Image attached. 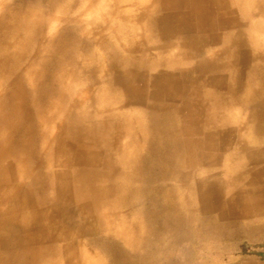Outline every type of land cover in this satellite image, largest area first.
Instances as JSON below:
<instances>
[{"label": "rangeland", "instance_id": "rangeland-1", "mask_svg": "<svg viewBox=\"0 0 264 264\" xmlns=\"http://www.w3.org/2000/svg\"><path fill=\"white\" fill-rule=\"evenodd\" d=\"M217 1L0 0V151L52 141L28 264H264V0Z\"/></svg>", "mask_w": 264, "mask_h": 264}, {"label": "bare ground", "instance_id": "bare-ground-1", "mask_svg": "<svg viewBox=\"0 0 264 264\" xmlns=\"http://www.w3.org/2000/svg\"><path fill=\"white\" fill-rule=\"evenodd\" d=\"M216 2L218 1L214 0L212 4L217 9L221 11H224V9L225 11L227 10L224 5H219ZM252 3L249 5L250 13H252L256 7L260 8V16L261 18H264V3L259 2V4L255 5ZM255 16L257 17V15ZM255 24L250 21L242 30L247 34L264 33V27H258ZM238 27L241 28V26ZM1 142L2 140H0V143ZM51 142L50 137L45 139L42 155L37 149L33 151V154L36 156L35 159H38V161H36V166L34 167L25 157L14 156L12 149H8L5 152L0 151L3 154L0 156L3 157L0 160H3L4 158L12 159L11 165L8 167L0 165V251L3 249L6 252V255L4 256L0 254V264H28L26 254L24 255V253L28 252L29 255L31 253L32 247L30 246H33L32 244L38 235V233H35V230L44 232L38 227L35 228L33 225H37L35 222L39 221L37 218L42 216L41 211L43 209V204L49 202L48 198L50 196L48 198L44 196L42 202H38L35 196L36 193L39 192V189L43 195H45V191L49 189L45 186V177L41 175V171L42 169H45L43 166L44 162L42 161L43 158H51ZM243 149H245V147ZM46 168L49 169V173L60 176V173L55 170V165L52 161L49 162V165H47ZM49 173L46 170V177ZM29 181H34L36 189H33L34 187L30 186L32 184L29 183ZM64 186L65 187H61V191H68L67 186L65 184ZM53 201L54 198L50 203H53ZM75 255L76 253H74V256ZM21 256L24 257L21 259ZM80 256L83 264H97L87 252H82Z\"/></svg>", "mask_w": 264, "mask_h": 264}]
</instances>
